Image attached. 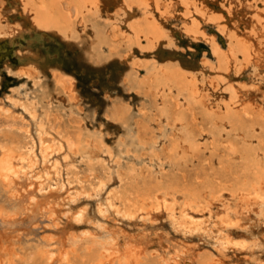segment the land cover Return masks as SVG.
Listing matches in <instances>:
<instances>
[{
	"label": "bare ground",
	"instance_id": "6f19581e",
	"mask_svg": "<svg viewBox=\"0 0 264 264\" xmlns=\"http://www.w3.org/2000/svg\"><path fill=\"white\" fill-rule=\"evenodd\" d=\"M26 211L69 227L0 264H264V0H0V212ZM159 220L180 245L122 225Z\"/></svg>",
	"mask_w": 264,
	"mask_h": 264
},
{
	"label": "rangeland",
	"instance_id": "374dc122",
	"mask_svg": "<svg viewBox=\"0 0 264 264\" xmlns=\"http://www.w3.org/2000/svg\"><path fill=\"white\" fill-rule=\"evenodd\" d=\"M43 40L44 41L42 43L43 44L42 48L44 49L45 53H50L49 54L50 55L49 60L54 61L55 59H57V57H55L53 54H51L50 43H52V42H50L48 39H43ZM45 44H47V45H45ZM54 44H56V43L53 42L52 45H54ZM207 49H208V47L206 45H204L203 43H201L198 52L201 54L203 52V50H207ZM75 57H76V55L72 56L71 58L75 59ZM139 69L141 71L140 73L145 76L146 71H145V68L143 66H141V64H139ZM75 71H76V78L78 79L77 80V87H78L79 91L86 88L87 85L93 86L92 90L94 91V93H96V95L100 94L102 96V98H105L106 92L105 93L103 92L104 89H102V80L95 77V75H89V73H87V72H80L79 70L78 71L75 70ZM6 82H8V84H10L11 88L12 87L13 88L20 87L23 90L27 91L28 93H32V92L33 93H35V92L39 93V91H41L40 86L37 87L38 85H34V83L29 81V80L26 82H20V80L19 81L17 80V83H16V80H13V78H8V79H6ZM33 90H35V91H33ZM107 95L109 96V93H107ZM112 99H114V98L112 97ZM84 102H86V99L84 100ZM144 103L148 104V103H150V100H145ZM151 105H153V104L151 103ZM54 107L57 109L56 104L54 105ZM66 108L69 109L68 107H66ZM61 109L62 108L58 107V110L62 111L64 113L65 111H63ZM59 111H57V112H59ZM57 112H55V113L57 114ZM62 112H59V113H61L63 115ZM76 112L78 113V110H76ZM143 112L145 114L149 113L148 110H145ZM152 112L155 113V111H152ZM80 113H83V112H80ZM68 115H67V117H69ZM77 116H78V114H74L73 120H75V118ZM156 124H158V123H156ZM205 141L206 140H204V142ZM209 156H210V153L207 150L205 157L209 158ZM207 164L209 166H211L210 165L211 162L209 160L207 161ZM154 167L156 168V171L159 170L158 169L159 167H157V166H154ZM207 169H208V167H207ZM187 177L190 178L189 175H187ZM16 185H17L16 191H19L18 193H21V195H22L20 200L21 201L25 200L24 204H26L28 202V198L33 193L32 191H34L36 189V186H32V185L30 186L29 183L25 180L24 181L22 180L21 182H19ZM22 187H24V188L22 189ZM22 190H24V191H22ZM5 193L7 195H10L7 192H5ZM51 195H54L53 192L48 194V196H51ZM55 195L57 197L61 194L56 192ZM61 197L63 198L64 196H61ZM61 197L59 196L60 201H61ZM154 197H155V195H154ZM154 197H152V198H154ZM52 199H50V200H52ZM9 200H10L9 203L6 204L4 202L3 205L7 206V205H10L13 203L15 204L16 200H14V199H9ZM59 200L56 199V202L57 201L59 202ZM82 200H85V199H82ZM140 200H144V197L140 196ZM89 201L91 203L89 205L90 212L92 213L91 215H94L95 214L94 213V208H95L94 200L90 199ZM79 203H81V202H79ZM213 203H214V205L212 207L214 210H217L221 206L220 202L216 199L213 200ZM77 205H79V204L76 203L75 206H77ZM22 213H23V215H22ZM22 213L17 214V216H15V218H13L14 216L9 218V217H6V215H4L3 212H0V233H1L0 234V259H1V257L3 259L5 257V254L9 253V251L11 252L12 248L14 246L18 245L19 243L22 244L23 241L28 240V238L32 239V240H37V239H40L42 237L52 235V237L54 236L55 239H58L59 241H61L64 237L63 232L66 229H68V227H69V223L66 221L68 219H66V218H65V220L61 221L60 225H57V224L55 225L53 223H51L50 225H47V220L44 217L43 218L41 216L37 217L34 213H29L28 211H26L27 214L25 212H22ZM81 225H82V227L88 226L87 223H82ZM122 225L126 229L125 232L127 234L131 233V235H138L140 233L146 232L148 234H151L153 237L163 235V236L169 237V240L172 241L173 243H178L179 245L181 243V241L179 242V239L177 237L175 238V236H174V234H175L179 237V234L173 233V231L168 226L167 222H165L164 220H159L156 223L152 222L148 226L139 225V224H137L135 222H131V221H125L122 223ZM144 228L146 229V231H142ZM148 231H150V232H148ZM18 236H20V237H18ZM20 238H21V240H19ZM60 238H62V239H60ZM23 239H25V240H23ZM193 239H194V241H193L194 246L192 244V248H194V247H195V249H201L203 247L211 248V246H209L208 244H205L202 240H200L198 238V236H195ZM263 256H264V252H263ZM230 261H231V264H255L254 262H251V263L244 262V261L237 262V259H227V260H225V263L230 264ZM263 261H264V259H263Z\"/></svg>",
	"mask_w": 264,
	"mask_h": 264
}]
</instances>
